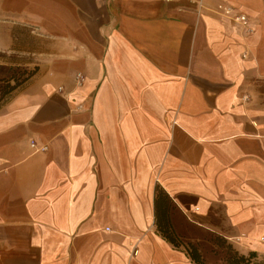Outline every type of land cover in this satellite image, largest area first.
<instances>
[{"label":"crops","instance_id":"obj_1","mask_svg":"<svg viewBox=\"0 0 264 264\" xmlns=\"http://www.w3.org/2000/svg\"><path fill=\"white\" fill-rule=\"evenodd\" d=\"M0 50L38 68L0 103V264H195L156 187L182 241L264 255V0H0Z\"/></svg>","mask_w":264,"mask_h":264},{"label":"trees","instance_id":"obj_2","mask_svg":"<svg viewBox=\"0 0 264 264\" xmlns=\"http://www.w3.org/2000/svg\"><path fill=\"white\" fill-rule=\"evenodd\" d=\"M37 66L26 67L19 61L0 64V103L22 87L37 71ZM155 214L157 229L174 247L183 246L195 264H257V253L238 252L221 234L208 231L198 242L182 241L170 223V212L176 208L171 198L159 187L155 188ZM260 263V262H259ZM262 264V263H261Z\"/></svg>","mask_w":264,"mask_h":264},{"label":"rangeland","instance_id":"obj_3","mask_svg":"<svg viewBox=\"0 0 264 264\" xmlns=\"http://www.w3.org/2000/svg\"><path fill=\"white\" fill-rule=\"evenodd\" d=\"M14 42L13 46L16 50H33L40 49L44 41L39 36L29 34L28 30L24 27H18L13 31ZM10 61H19L28 68H33L34 65H27V63L33 62V58L30 54H20L19 51H2L0 50V64H9ZM26 63V64H25ZM253 100L256 106L264 108V82L259 83L255 88ZM258 255V254H257ZM260 262V263H259ZM257 264H264V255H258L256 259Z\"/></svg>","mask_w":264,"mask_h":264},{"label":"built area","instance_id":"obj_4","mask_svg":"<svg viewBox=\"0 0 264 264\" xmlns=\"http://www.w3.org/2000/svg\"><path fill=\"white\" fill-rule=\"evenodd\" d=\"M190 2L193 4V5H200V3H201V0H190ZM229 12V10H226V13H228ZM236 20H239V21H241L242 23H246V17L245 16H243V15H239V16H237L236 17Z\"/></svg>","mask_w":264,"mask_h":264}]
</instances>
